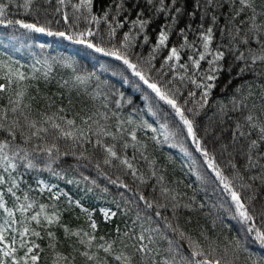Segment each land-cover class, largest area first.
<instances>
[{"label":"snow or ice","instance_id":"obj_1","mask_svg":"<svg viewBox=\"0 0 264 264\" xmlns=\"http://www.w3.org/2000/svg\"><path fill=\"white\" fill-rule=\"evenodd\" d=\"M12 3L13 0L0 3V25L19 26L26 32L60 37L63 40L85 45L105 57L114 58L119 63L116 65L117 70L112 74L114 76L119 74L123 84L132 85L142 94V99L147 102L145 104L147 113L156 117L164 106H168L172 110L171 114L178 118V122L174 121V128L168 122L160 123L159 128L153 127V124L147 120L138 118L139 112L143 109L134 107L133 99L126 98L125 93L116 89L114 84L102 81L94 71L81 74L75 68H73V72L76 73L73 85L85 86L84 91L87 92L86 86L94 82L95 89L91 99L99 100V106L94 104V110L90 109L84 115L76 113L79 116L77 123L75 118L68 119L62 114L66 111L63 107L50 113L48 109L52 108L55 102L49 97L45 110L37 109L34 114L30 101L36 98L27 96L23 82L28 76L21 71L24 66L17 67L19 62L9 57L7 62L0 65L5 70L4 82L0 83V93L10 92L7 105L0 109V264H40L45 249L36 241L43 240L45 235L49 240L47 247L54 256L51 264H75V256H71V253L65 255L56 251L59 240L56 233L51 230L53 227L62 228L65 239L76 237L77 243L86 249L80 252V255L93 264H109V259L115 264H239L241 253H247L243 264H264V257L255 258L248 247L251 244H258L264 248V198L257 196V189L254 187V182L257 180L261 186H264V163L261 162L264 161V150H262L264 149V83L245 81L237 85L230 99L232 112L247 111V114L243 115L242 122L241 120L234 122L235 127L232 130L233 143L240 138L247 142L246 149L241 153L246 158L242 166L243 170L230 159L228 164L231 172L230 175H226L225 170L217 163L215 155L209 152L197 132V117L209 103L216 81L224 70L223 61L227 55L231 54L234 61L241 62L237 76L243 78L250 72L257 79L264 78V20L257 22L260 17H264V0L259 5L256 0H204L203 4L201 0H194L191 12L187 11L186 0L185 3H181V0H170L169 3H166V0H158V2L157 0H112L110 4L101 8L100 14L93 11L95 0H79V3L72 5L74 9L72 17L67 11L62 12L65 0H56L57 6L54 12L62 14L63 23L67 25L65 30H53L51 27L53 21L50 19L45 18L41 22L40 9L33 8L34 0H24L22 5H17L25 12H33L35 16L33 20L9 19L8 9ZM237 3L239 7L236 6ZM226 4L229 11L226 14L225 26L220 29V33L223 39L227 32L230 41L228 45L217 44L213 48L214 28L220 19L217 13ZM258 7L260 11L257 10ZM201 8L203 11L199 16L201 23L197 26L196 40L189 42L188 33L192 31V25L189 23L185 28L179 29L178 35L183 38L179 46L175 44L169 46L173 29L180 18L185 13L192 18ZM44 11L47 15V9ZM146 13L150 15L146 16ZM161 15L164 16L165 23L160 27L147 57H144L134 49L149 44L148 29ZM242 15L245 19L236 23ZM206 18L211 22L205 28ZM82 19L87 21L88 26L83 30H76ZM102 22L107 25L106 35L109 41L107 46L103 36L100 37V43L95 42L100 35ZM55 23L59 24L60 20H56ZM91 25L96 26V31H93ZM126 26L128 31H123L122 37L117 39L118 30H123ZM138 41L141 42L137 43ZM40 47L42 48L43 45ZM241 47L244 51L240 50ZM162 51L166 54L161 57L162 62L157 68L153 62ZM184 56L187 59H184ZM53 62L65 63L71 67L66 60L56 61L53 58ZM202 62L207 64V68H202ZM44 64L48 68L44 73L47 79L51 64L48 61H44ZM232 67L229 65L228 70L231 71ZM164 69L168 71L165 72ZM35 71L33 66V72ZM153 72L156 73L155 76L152 75ZM169 73L172 74V79H166ZM32 79H36V76L33 75ZM68 83L67 80L63 81L64 85ZM189 84L199 90L198 99L196 90H189L187 96H184L182 89L187 88ZM254 88L259 90L261 104L257 105L253 102L250 106L248 101L257 94ZM245 89H247L246 95ZM26 100L29 102L26 103ZM68 103L72 105L71 98ZM189 103L192 107H187ZM218 103L219 113L226 115L227 105L222 101ZM125 104L133 108L127 117L120 113V109ZM110 105H114L115 110ZM157 105H160L159 109ZM149 129L154 134L151 140L156 144L175 140L177 136L191 138L195 152L203 157L206 168L214 174L213 183H217L227 197L225 201L227 208L225 204H221L220 207L225 208L230 218L240 224L237 235L229 238L222 249L218 242L219 237L213 238L205 229L196 236L182 230L176 217L177 210L181 207L179 193H174L163 185L164 177H157L154 167L151 176L157 177V182L161 185L160 196L164 203L158 199L149 200L138 187L134 189L117 174L131 175L139 180L140 184L146 183L143 173L136 167L135 162L137 153L148 161V157L144 155L148 145L138 138V132ZM253 133L256 134V138H252ZM161 136L163 140L160 139ZM61 141L65 144L63 149ZM88 145L92 146L91 150ZM129 148L132 149L131 156L128 154ZM185 153L191 156L186 150ZM70 155L75 157L77 162L82 160L94 162L98 174L104 176L109 184L131 191L136 197L128 199L123 192H120L121 201L117 202L115 199L112 201L116 211L110 208L100 209L105 221L117 216L121 211L127 215L135 210V216L131 219V227L125 224L127 230L122 232L119 226L116 227L115 238L106 240L104 236H100V242L95 243L97 251L91 254L87 249H91L97 241L95 233L98 230L92 211L84 207L80 199H73L63 191L56 192L54 185L50 186L43 180L36 179L39 191L43 193L46 190L50 194L51 203H41L30 195L34 189L26 179L33 173L38 176L42 172H49L52 176L66 179L68 184L85 183V194L97 190L108 193L107 186L101 188L95 179L83 176L82 173L80 181L68 179L66 170L61 175L54 165L58 166L62 157ZM149 163L150 166L154 164V162ZM68 167L71 168L72 165ZM107 169L114 171L109 173ZM256 169L259 171L247 176V180L253 183L245 182L244 174L252 173ZM113 175L115 179L112 178ZM196 175L198 180L203 179L199 173ZM61 197L65 198L63 207L60 206ZM191 199L194 201L195 197ZM169 205L175 223L168 216H163L160 211V209L167 210ZM183 207L188 208L191 205L185 204ZM203 207L204 205L201 204L200 208ZM76 209L86 217L90 231H85L83 228L73 230L62 222L65 213L71 215ZM149 212L152 214L149 215ZM75 219L79 220L80 216H76ZM160 220L163 221L162 227ZM153 224L156 226L153 227ZM169 230L174 234L172 239L167 235ZM175 236L179 239H175ZM161 240L167 242V248L163 250L158 246ZM184 242L187 244L186 248ZM69 246L73 251H79L74 245ZM100 250L105 254L103 258L99 256Z\"/></svg>","mask_w":264,"mask_h":264},{"label":"trees","instance_id":"obj_2","mask_svg":"<svg viewBox=\"0 0 264 264\" xmlns=\"http://www.w3.org/2000/svg\"><path fill=\"white\" fill-rule=\"evenodd\" d=\"M112 0H95V6L93 8L94 13L100 14L101 8L110 4ZM158 2V0H157ZM170 0H166L169 3ZM262 0H256L257 5H259ZM0 3H8V0H0ZM24 0H13V3L8 9L9 19H27L29 21L35 18L33 12H25V10L17 5H22ZM79 3V0H65V5L62 6V12L67 11L70 17H72L74 9L72 5ZM181 3H185V0H181ZM204 0H201V4ZM194 0H186L187 11L191 12L193 10ZM57 6L56 0H34L33 8H39V18L41 22L45 18L53 21L51 27L53 30H65L67 25L63 23L62 14L55 13L54 8ZM179 6V5H177ZM239 7V4L236 5ZM45 9H47V15L45 14ZM260 11L259 7L257 9ZM203 9H199L196 15L189 18L187 13H185L179 20V23L173 29L172 35L170 37L169 46L175 44L179 46L183 38L178 35L180 28H185L187 24L192 25V31L188 33L189 42L195 41L198 35L197 26L201 23L199 16ZM229 9L227 4L224 8L220 9L217 13L220 16L215 28H214V40L212 47L215 48L217 44L228 45L230 37L227 32H225L223 39H221L220 29L225 26L226 14ZM150 13H146V16ZM245 19L242 15L236 21ZM60 20L59 24L55 21ZM264 20V17L258 19V23ZM171 22L170 20L168 21ZM210 19L206 18L204 21L205 28L210 24ZM71 23V21H70ZM165 23L164 16L161 15L156 19L148 29V34L150 36V42L143 48L137 47L134 49L135 52H140L144 57H147L148 52L151 50L152 45L155 43V37L160 29V27ZM87 21L83 19L80 20L78 28L76 30H83L87 27ZM93 31H96V26L91 25ZM231 27V25H229ZM106 28L103 22L100 25V35L97 36L96 41L100 43V37L103 36L104 43L107 46L109 44L108 37L106 35ZM123 31H128L126 26L123 30H118L117 39L122 37ZM138 41L137 43H140ZM198 43V41H197ZM40 45H43L41 48ZM255 46V45H253ZM244 51V48H240ZM166 52L162 51L157 55V60L153 63L159 68L161 57L165 55ZM183 56V53H182ZM9 57L13 61H18L19 64L24 67L21 71H24L28 76V79L23 82L26 86V93L28 97H35V100L30 101L32 103L33 113L35 114L37 109L44 111L46 104L49 102L50 97L55 103L52 108L48 111L54 112L58 108L63 107L66 109L63 115H66L68 119L75 118L77 123H79V116L88 113L90 109H93V105L99 106V100H92L91 95L95 89V83H89L87 85V92L84 91L85 86L75 87L73 85L74 75L73 68L77 70L78 73H86L89 71H94L97 76L100 77L102 81H108L115 85L116 89L125 93L126 98L130 97L134 101V107L138 109H143L139 112L138 118L142 117L149 123L153 124V127L159 128L160 123L168 122L171 127L174 128V121L178 122V118L174 117L172 110L168 106H164L163 110L160 111L159 115L156 117L151 116L147 113V108L145 104L147 103L142 99V94L139 93L132 85L123 84L121 76L119 74L113 75V71H116V65L119 63L114 60V58L105 57L101 53H96L93 49L87 48L85 45H80L72 41L63 40L60 37L47 36L42 33H31L26 32V30L20 29L19 26H5L0 25V65L7 62ZM53 58L56 61L66 60L71 67L67 66L65 63L53 62ZM184 59H187L184 56ZM40 61V63H37ZM44 61H48L51 64V70L48 72L47 79L44 73L48 71L45 66ZM224 70L220 73L218 80L216 81V87L212 90V95L209 98V103L202 110L201 115L197 117V132L198 136L204 141L205 146L213 155H215L217 163L222 169L225 170L226 175H230V167L228 161L231 159L234 163L241 167L245 164L246 158L241 154L246 149L247 142L240 138L236 143L232 142V130L235 127V121H243V115L247 114L245 110L241 112H232L230 104V99L235 92L237 85L244 83L245 81H255L256 84L264 83V78H255L250 72L245 74L243 78L237 76L238 68L241 66V62L234 61V57L229 54L223 61ZM229 65H232V70L229 71ZM33 66H35V73L33 72ZM202 68H207V64L202 62ZM259 71V68H257ZM4 69L0 66V83L4 82ZM163 71L167 72V69ZM35 75L36 79H32ZM153 76L156 75L155 72L152 73ZM166 79H172V74L169 73ZM178 79V77H177ZM67 80L69 83L67 85L63 84V81ZM231 81V84H229ZM15 87V85L13 86ZM196 90L191 84L187 88L182 89L184 96H187V91ZM257 94L254 95L249 101V105L255 102L257 105L261 104L259 97V90L253 89ZM197 91V99L199 98V90ZM247 94V89H245V95ZM10 92L0 93V109L7 105L8 96ZM69 98L72 100V105L70 106L68 101ZM222 101L227 105L226 115H221L218 111L219 103ZM29 102L26 100V103ZM162 103V102H161ZM113 110H115L114 105H110ZM187 107H192L189 103ZM160 108V105H157ZM94 110V109H93ZM103 111V109H101ZM133 111L132 107L127 104L120 109L122 116L127 117ZM163 117V119L161 118ZM154 121H156L154 123ZM154 135L151 130L138 132V138L141 141L147 143V151L144 153L148 157V161H145L139 153H137V160L135 162L136 167L139 168L140 172L143 173L146 180L145 184H140L139 180L134 179L131 175H121V179L126 183H129L131 187L139 188L149 200L158 199L161 203L165 201L160 196L161 185L157 182L158 176H163V185L171 189L174 193H179V200L181 207L177 210L176 217L178 218V223L182 230L187 233L196 236L202 229L207 230V234L213 236V238L219 237L218 242L220 243L221 249L227 240L233 236L237 235L240 224L232 220L230 215L225 211L227 204L225 201L227 199L226 195L221 191V187L217 186V183H213L214 174L211 173L209 169L203 162V157L195 152V145L191 143V138L185 139L184 136H177L175 140H169L167 143L156 144L151 140V136ZM252 138H256V134L253 133ZM163 140V137H160ZM177 146L173 147L172 145ZM65 144L61 141V148L63 149ZM91 150V145L87 146ZM185 150L191 153V156L186 155ZM264 150V149H262ZM229 153L232 155L230 156ZM129 156L132 155V149H128ZM149 162H154L150 166ZM264 163V161H261ZM68 165H72L71 168ZM86 165V166H84ZM57 170L63 172L66 170L68 173V179H74L77 181L81 180V173L83 176H87L90 179H95L101 188L107 186L108 193H101L99 190L93 193L85 194V183L81 182L79 184L72 183L68 184L66 179H61L57 176H52L49 172H42L38 176L33 173L26 177L28 184L32 186L34 191L30 193L33 198L38 199L41 203H51L49 200V193L45 190L43 193L39 191L36 184V179L43 180L50 186L54 185V190L63 189L64 193L72 196L73 199H80L84 207L89 208L94 219H96L98 224V230L95 233L97 236V241L94 242V246L91 249H87L90 254L97 251L95 243H99V237L104 236L106 240H111L115 238V229L117 226L121 231L127 230L125 224L131 227V219L135 216V210L124 215L121 211L117 216L112 217L110 220L105 221L103 213L100 211L103 207L109 206L113 211H116V206L112 201L115 199L117 202L121 201L120 192L124 193V196L128 199H135L133 192L118 188L115 185H111L104 178V176L99 175L96 168L94 167V162L90 163L88 161L77 162L75 157L71 155L68 157H62L61 162H58ZM152 167L155 168L157 172V177L151 176ZM109 173H112L113 169H107ZM259 169L254 170L252 173H245V182L253 183L247 180L248 175L255 174ZM197 173H199L203 179H197ZM35 177V179L33 178ZM115 179V175L112 177ZM22 187H25L22 185ZM254 187L257 189V196L264 198V186L260 185L259 180L254 182ZM250 194V193H248ZM195 197L193 201L191 198ZM141 206L143 207V202L141 201ZM65 204V198L61 197L60 206L63 207ZM190 204L191 207L185 208L183 205ZM203 204L204 207L200 208ZM225 204V208H221L220 205ZM123 209V204H121ZM163 216H168L172 218V209L169 205L167 210L160 209ZM152 213L149 212V215ZM80 216L79 220L75 217ZM154 219L159 220V218L154 217ZM215 221V228H213V222ZM223 221V224H221ZM62 222L67 224L71 229L75 230L77 228H83L85 231H90L88 224L86 222V217L80 214L79 209H76L71 215L65 213L62 217ZM175 223L176 220L173 219ZM160 226H163V221H159ZM156 225L153 224V227ZM56 233L59 240L56 251L62 252L65 255L75 256V264H93V262L87 261L86 258L80 255V252L85 251V247L77 243L76 237H71L70 239L64 238L63 229L59 227H53L51 229ZM43 235V232H42ZM170 239L174 238V234L167 233ZM242 235V233H241ZM175 239H179L175 236ZM41 247L45 249L42 254L40 264H51L54 258L53 253L48 249L47 245L49 240L47 236H44L43 240H37ZM147 243V241H145ZM69 245H74L79 251H73V248ZM158 246L163 250L167 248L166 241H159ZM185 248L187 247L186 242H184ZM255 258L264 257V248H261L258 244H251L248 246ZM247 253L240 254L239 264H243ZM71 256L69 257L71 259ZM99 256L103 258L105 254L102 250L99 252ZM109 264H115L114 261L109 259Z\"/></svg>","mask_w":264,"mask_h":264},{"label":"rangeland","instance_id":"obj_3","mask_svg":"<svg viewBox=\"0 0 264 264\" xmlns=\"http://www.w3.org/2000/svg\"><path fill=\"white\" fill-rule=\"evenodd\" d=\"M54 191H56V192H60V191H63L64 192V190L63 189H60V190H54ZM104 208H110L109 206H106V207H103L102 209H104ZM111 209V208H110ZM112 210V209H111ZM113 211V210H112Z\"/></svg>","mask_w":264,"mask_h":264}]
</instances>
